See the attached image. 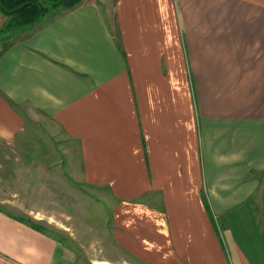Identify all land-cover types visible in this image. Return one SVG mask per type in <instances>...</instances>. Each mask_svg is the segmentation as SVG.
<instances>
[{"label":"crops","instance_id":"obj_1","mask_svg":"<svg viewBox=\"0 0 264 264\" xmlns=\"http://www.w3.org/2000/svg\"><path fill=\"white\" fill-rule=\"evenodd\" d=\"M30 124L134 260L264 264V0H82L0 39V148ZM4 212L0 264H78Z\"/></svg>","mask_w":264,"mask_h":264},{"label":"rangeland","instance_id":"obj_2","mask_svg":"<svg viewBox=\"0 0 264 264\" xmlns=\"http://www.w3.org/2000/svg\"><path fill=\"white\" fill-rule=\"evenodd\" d=\"M7 22L0 12V29ZM43 132L30 124L0 148V208L43 223L78 264H143L115 240L108 194L91 191L68 165L69 140Z\"/></svg>","mask_w":264,"mask_h":264},{"label":"trees","instance_id":"obj_3","mask_svg":"<svg viewBox=\"0 0 264 264\" xmlns=\"http://www.w3.org/2000/svg\"><path fill=\"white\" fill-rule=\"evenodd\" d=\"M82 0H0V12L8 18L7 24L0 31V39L12 33L23 31L38 25L48 14L58 10L75 8ZM4 212L3 210H0ZM6 213V212H4ZM32 229L51 235L43 223L30 217H17L6 213ZM53 237V236H52Z\"/></svg>","mask_w":264,"mask_h":264}]
</instances>
